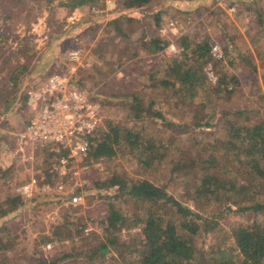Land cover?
I'll return each instance as SVG.
<instances>
[{"label": "trees", "instance_id": "1", "mask_svg": "<svg viewBox=\"0 0 264 264\" xmlns=\"http://www.w3.org/2000/svg\"><path fill=\"white\" fill-rule=\"evenodd\" d=\"M192 1L111 0L110 8L96 12L91 8L104 9L103 1L45 0L70 12L87 9L104 23L90 48L99 62L88 64L87 71L103 90L116 85L121 94L95 97L104 118L87 155L93 167L85 192L103 190L98 229L90 225L91 216L80 215L83 205L69 204L49 235L37 232L32 256L17 264H59L65 258L66 264H264V95L245 93L258 68L246 38L227 30L231 21L218 8L209 12L208 25L198 23L173 39L160 32L163 16L184 21L192 9L181 3ZM239 1L247 12L253 10L249 35L258 43L255 53L264 71V9ZM214 27L224 38L219 59L210 54L216 34L209 29ZM170 42L176 53L167 56ZM209 61L215 66L214 82L204 70ZM243 67H248L244 76ZM17 80L12 72L7 87L15 88ZM83 82L84 77L78 86ZM129 160L133 168L123 171ZM38 166L46 171L48 157L33 169ZM170 183L179 185L177 194L168 190ZM30 199L19 192L0 195V219ZM230 216L236 220L227 225L223 221ZM14 231L0 225L2 264ZM207 238L213 240L210 251L205 250ZM68 240L77 247L52 250Z\"/></svg>", "mask_w": 264, "mask_h": 264}, {"label": "rangeland", "instance_id": "2", "mask_svg": "<svg viewBox=\"0 0 264 264\" xmlns=\"http://www.w3.org/2000/svg\"><path fill=\"white\" fill-rule=\"evenodd\" d=\"M212 1L193 0L192 2H182L181 5L185 4L182 8L188 7L192 10L190 14H187L184 21L176 20L177 27L180 29L176 35L169 31L166 34L173 39L191 27L197 26L198 23L204 24V26L208 25L209 12L218 8L223 19L228 16L231 21V25L227 27V30L232 33H239L245 37V41L247 40L248 46L252 49V61L258 69L255 81L246 86L245 93L248 94L250 92L254 95V93L260 92L264 95L262 59L255 53L256 48H258L256 39L251 40L249 35L251 34V29L254 28L253 10L247 12L239 0L235 2L226 0L227 4L235 5L234 12L217 6V1L214 3ZM252 1L247 0L246 2L251 9H253L254 5L264 9V0ZM44 2L45 0H24L22 3H12L9 0L5 2L0 0V163L4 165L12 164L7 171H3L7 176L0 178V195L5 196L10 192H20L19 188L26 184L33 175L45 174L47 178L44 179L48 180L51 185L50 188L42 187L41 185L34 191L32 199L29 198L30 200L26 201L27 198L24 197L26 200H24L25 205L22 209L0 219V225L11 226L15 230L11 236L12 249L6 252L5 264H17L18 261L32 256L34 237L37 232L41 231L49 235L51 226L62 220L63 208L69 205L66 200L58 198L60 193L56 192L52 186L53 181L58 176L50 172L51 163L56 162L58 154H68L67 147L62 143L50 142L45 149L33 145L21 148L13 136L14 132L23 127L30 115L26 104V92L44 83L49 74L63 72L64 65L61 63L66 51L73 46H78L82 49L84 57V67L79 68L77 75L79 82L82 77L85 78L82 88L91 91L97 99L101 100L107 95L116 96L121 94L116 85H110L111 88L108 91L103 90L101 82L93 81L87 71L88 64L90 66L92 62L97 64L99 62L96 57L92 59L90 48L95 38L101 34L104 23L101 20L99 21V19L91 18L87 9L73 10V13H71L68 8L57 6L56 2L51 5H46ZM200 2H203L202 4L207 8H202ZM67 12H70V14H67ZM176 14L178 18H181V14L177 12ZM169 18L170 16H163V19ZM209 30L211 34H216L212 39V43L218 45L222 54L221 47L224 44L222 33L220 30H216L215 27ZM75 38L78 39L77 44H75ZM164 54L172 56L175 55V52L168 45ZM146 61L149 62L150 59ZM52 63H54V66H52ZM212 65L215 71V66L213 63ZM243 70L240 73L242 76L248 73V67H245V69L243 67ZM12 72L18 76L17 86L8 88V77ZM141 105L145 106L144 99L141 101ZM160 109L165 113L166 117L171 116L167 111L166 105L161 104ZM111 110L113 112L117 111L115 109ZM107 115L106 111L105 116L107 117ZM15 149L16 153H13ZM47 157L48 164H50V167L46 170L47 172L45 168H39V166L36 170L33 169L37 166L38 161L43 164V160L47 159ZM133 166L134 161L129 160L128 163L123 165V171L128 172ZM1 168L4 169L5 167L3 168L2 166ZM74 168H76L75 164L70 167L71 170ZM39 171L40 173H38ZM178 189L179 185L174 187L173 183L168 186V190H175V194H177ZM99 192H103V190L84 192L82 202L74 205H83V212H80V215L91 216L93 224L90 223V225L97 229V226H99L98 220L102 218L105 207L100 199L101 195ZM118 203L120 204L119 201ZM120 206L122 209L126 208L125 204ZM123 211L126 212L125 210ZM32 220H36L33 225L30 223ZM234 220L236 219L230 216V218H225L223 222L229 225ZM212 243L213 240L207 238L204 243L205 250L210 251ZM70 246L76 248L77 243L68 240L62 246L59 245L57 247V244H54L52 250H55L56 254L62 251L68 252L71 249ZM38 247L40 248L41 245ZM48 249L42 250L47 252ZM67 260L65 258L59 264H66ZM0 264H2V261Z\"/></svg>", "mask_w": 264, "mask_h": 264}, {"label": "built area", "instance_id": "3", "mask_svg": "<svg viewBox=\"0 0 264 264\" xmlns=\"http://www.w3.org/2000/svg\"><path fill=\"white\" fill-rule=\"evenodd\" d=\"M103 1L105 8L93 6L94 11L107 10L111 0ZM217 6L235 11V5L227 4L226 0H217ZM174 35L180 31L177 22L166 19L160 32ZM77 44L78 39H74ZM169 48L176 53L173 42ZM211 57H221L220 48L212 43ZM61 64L64 70L61 73H51L44 83L27 91L26 104L30 112L21 129L13 133L16 143L21 148L33 145L45 149L50 142L62 143L68 149V154H58L56 162L51 163L50 172L58 177L52 186L54 190L66 196V202L77 205L82 202L85 189L90 186L89 171L93 167L87 160V155L94 143L98 127L103 122V105L91 91L78 86V70L84 67L82 49L73 46L66 51ZM206 76L214 82L216 73L212 62H207L204 67ZM16 153V149L13 150ZM76 166L70 169L72 165ZM102 169L101 165H98ZM51 177V174H50ZM45 174L32 176L30 180L19 188L23 197L29 199L33 192L42 185L50 188V182ZM52 178V177H51ZM90 227L85 229L88 232Z\"/></svg>", "mask_w": 264, "mask_h": 264}, {"label": "crops", "instance_id": "4", "mask_svg": "<svg viewBox=\"0 0 264 264\" xmlns=\"http://www.w3.org/2000/svg\"><path fill=\"white\" fill-rule=\"evenodd\" d=\"M74 10H78V9H74ZM71 13H73V11L71 12ZM70 18H72V17H70ZM57 58V57H56ZM51 64V63H50ZM49 67H50V65H48ZM52 66H54V63H52ZM12 164L10 163V164H7V165H4V164H2V163H0V175H4L5 173L3 172V171H7L8 169H9V167L11 166ZM3 166V168L4 169H2L1 167ZM2 169V170H1ZM5 176V175H4ZM4 176L2 177V178H4Z\"/></svg>", "mask_w": 264, "mask_h": 264}]
</instances>
